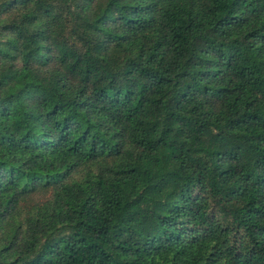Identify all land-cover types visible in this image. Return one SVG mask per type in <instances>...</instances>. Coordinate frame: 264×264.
I'll return each mask as SVG.
<instances>
[{
    "label": "trees",
    "instance_id": "16d2710c",
    "mask_svg": "<svg viewBox=\"0 0 264 264\" xmlns=\"http://www.w3.org/2000/svg\"><path fill=\"white\" fill-rule=\"evenodd\" d=\"M0 264H264V0H0Z\"/></svg>",
    "mask_w": 264,
    "mask_h": 264
},
{
    "label": "rangeland",
    "instance_id": "374dc122",
    "mask_svg": "<svg viewBox=\"0 0 264 264\" xmlns=\"http://www.w3.org/2000/svg\"><path fill=\"white\" fill-rule=\"evenodd\" d=\"M41 198V196L40 197H38V199H40Z\"/></svg>",
    "mask_w": 264,
    "mask_h": 264
}]
</instances>
